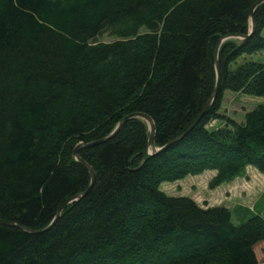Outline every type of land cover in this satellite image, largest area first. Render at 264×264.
I'll list each match as a JSON object with an SVG mask.
<instances>
[{"label":"trees","instance_id":"1","mask_svg":"<svg viewBox=\"0 0 264 264\" xmlns=\"http://www.w3.org/2000/svg\"><path fill=\"white\" fill-rule=\"evenodd\" d=\"M255 1L0 0V220L49 225L90 184L74 148L130 113L153 119L161 148L149 154L138 117L80 147L90 189L45 231L0 224V264H260L262 216L234 224L228 207L160 188L206 170L209 187L264 173V104L242 123L218 112L224 91L264 96V62L249 58L264 50V2L237 37ZM219 41L216 97L175 140L214 90Z\"/></svg>","mask_w":264,"mask_h":264},{"label":"rangeland","instance_id":"2","mask_svg":"<svg viewBox=\"0 0 264 264\" xmlns=\"http://www.w3.org/2000/svg\"><path fill=\"white\" fill-rule=\"evenodd\" d=\"M145 31L144 27L139 29V33ZM115 38H117L115 35L104 32L98 37V40L109 42ZM249 58L264 62V50L258 51ZM257 104H264V96H253L227 90L223 93L218 112L224 118L242 123L244 114ZM220 126L230 127L225 119H212L207 124L209 129ZM215 173L214 170H206L174 182H163L160 188L170 195L189 196L202 207L217 205L228 207L231 210V220L234 224L245 222L251 214H258L264 218V173L259 172L253 166H247L245 171L233 180L221 183L216 187H209L208 183ZM239 206H242L243 210ZM245 209H249V211L245 212ZM253 249L259 263L264 264V240L254 244Z\"/></svg>","mask_w":264,"mask_h":264},{"label":"water","instance_id":"3","mask_svg":"<svg viewBox=\"0 0 264 264\" xmlns=\"http://www.w3.org/2000/svg\"><path fill=\"white\" fill-rule=\"evenodd\" d=\"M262 2H264V0H257L255 1L252 6H251V9H250V13H249V17H250V31L248 34L246 35H243V36H237V37H240L242 39H246L255 29V22H254V14H253V11L255 9L256 6H258L259 4H261ZM222 41V40H221ZM221 41L218 42L216 48H215V71H216V82H215V87H214V90L212 92V94L210 95L209 99L207 100V102L203 105L202 109L200 110L198 116L196 117L195 121L191 124L190 127H188V129L182 133V135L178 136L175 140H177L178 138H181L188 130L191 129V127L196 123L197 120H199L203 114L205 113L206 109L208 108V106L213 102L214 98L216 97V93H217V89H218V84H219V72H220V69H219V64H218V60H217V53H218V49H219V45L221 43ZM132 117H138V118H141L143 119L147 125H148V128H149V137H148V146L150 147V152L149 154H153L157 151H159L161 148H157L155 145H154V132H155V124H154V121L153 119L145 114V113H142V112H134V113H130L126 116H124L118 123L117 125L115 126V128L108 134L106 135L105 137L101 138V139H98L96 141H92V142H89V143H80L78 144L75 148H74V151H73V157L79 161L81 164H83L89 174H90V184L88 185V187L80 192V193H76L74 195H72L71 197H69L68 199H66L62 205L58 208V210L56 211L52 221L49 223V225H47L44 229L42 230H32L26 226H23V225H20V224H16L14 222H10V221H6V220H0V224H4V225H9V226H13V227H17L19 229H22V230H25L29 233H38V232H42V231H45L47 229H49L55 222L56 220L58 219V217L60 216V213L61 211L64 209V207L68 204V203H71V202H74V201H77L80 197H82L89 189L90 187L92 186V184L94 183V180H95V175H94V171L92 169V167L86 162L84 161L79 155H78V149L80 147H83V146H86V147H90V146H93V145H97L99 143H102L106 140H108L109 138L113 137L117 132L118 130L122 127V125L129 119V118H132Z\"/></svg>","mask_w":264,"mask_h":264}]
</instances>
